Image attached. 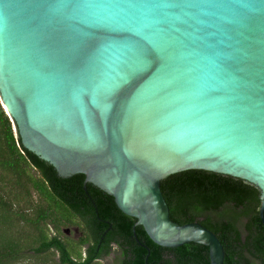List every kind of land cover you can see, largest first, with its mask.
Returning <instances> with one entry per match:
<instances>
[{"label": "water", "instance_id": "1", "mask_svg": "<svg viewBox=\"0 0 264 264\" xmlns=\"http://www.w3.org/2000/svg\"><path fill=\"white\" fill-rule=\"evenodd\" d=\"M0 102L28 151L160 247L224 264L214 233L170 219L161 182L188 170L258 188L264 225V0H0Z\"/></svg>", "mask_w": 264, "mask_h": 264}, {"label": "trees", "instance_id": "2", "mask_svg": "<svg viewBox=\"0 0 264 264\" xmlns=\"http://www.w3.org/2000/svg\"><path fill=\"white\" fill-rule=\"evenodd\" d=\"M161 191L172 221L198 222L216 235L224 264H264L258 188L231 176L188 170L162 181ZM135 223L113 197L85 185L84 175L63 179L28 151L0 102V264L53 263L50 256L56 254L60 264H96L111 256L115 264H211L207 247H160ZM71 226L83 233L79 241L61 238L62 229Z\"/></svg>", "mask_w": 264, "mask_h": 264}, {"label": "snow or ice", "instance_id": "3", "mask_svg": "<svg viewBox=\"0 0 264 264\" xmlns=\"http://www.w3.org/2000/svg\"><path fill=\"white\" fill-rule=\"evenodd\" d=\"M139 28L135 26H130L128 31L135 33L138 31ZM150 55V51L147 48H144L142 46H137L134 49L131 50V54L128 55L125 63L128 67H133L137 71L142 69L147 63H148V56ZM120 79L119 72L113 77V80L111 84L109 85V88L115 87L118 80Z\"/></svg>", "mask_w": 264, "mask_h": 264}, {"label": "rangeland", "instance_id": "4", "mask_svg": "<svg viewBox=\"0 0 264 264\" xmlns=\"http://www.w3.org/2000/svg\"><path fill=\"white\" fill-rule=\"evenodd\" d=\"M69 229L71 234L68 238H72L73 240H77V236H76V233H74V231L78 230L81 232L80 228H77L76 226H71V227H68V228H63L62 229V233H61V238H66L68 235L66 234V230ZM52 236L55 235V233H53V231L50 232ZM84 252V250H83ZM50 258L53 260V263H51L52 261L51 260H47L46 263H42L41 260H33V259H27V260H24L23 262H20L18 264H60L58 261H59V256L56 254V255H51ZM114 256H111L105 260H102V261H99L98 263L96 264H115V261H114ZM56 261V262H54Z\"/></svg>", "mask_w": 264, "mask_h": 264}, {"label": "flooded vegetation", "instance_id": "5", "mask_svg": "<svg viewBox=\"0 0 264 264\" xmlns=\"http://www.w3.org/2000/svg\"><path fill=\"white\" fill-rule=\"evenodd\" d=\"M65 232H66V234L68 235L67 237H69V236H70V234H71L70 230H69V229H67ZM74 233H76V236H77V241H79V240H80V238H81V237H83V233H82V232H80V231H79V229H78V230H76V231H74Z\"/></svg>", "mask_w": 264, "mask_h": 264}]
</instances>
